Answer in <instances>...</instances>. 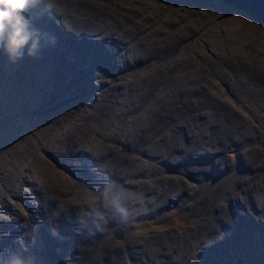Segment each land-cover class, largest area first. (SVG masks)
<instances>
[{"label": "bare ground", "instance_id": "obj_1", "mask_svg": "<svg viewBox=\"0 0 264 264\" xmlns=\"http://www.w3.org/2000/svg\"><path fill=\"white\" fill-rule=\"evenodd\" d=\"M53 2L55 0H42L37 8L29 9L27 15L33 18L35 27L42 32L47 31L52 35L57 33L64 41L63 39H68V30L60 23L64 21L67 12L62 7L53 11L47 6ZM76 19H73L76 29H84L85 24ZM109 25L110 21H107L106 26ZM115 28L123 32L119 26ZM88 35L87 39L92 38ZM122 43V39L118 38L117 44L113 46L117 60L123 57L122 53H118L124 49ZM55 46L59 47L57 43ZM65 46L69 47L68 55L77 52L74 44L68 43ZM97 47L96 44L95 49ZM51 49L52 47L46 46L45 51H41L35 59L27 56L24 58L37 65L40 57ZM130 49L133 65L136 64L134 57L141 55L146 60L147 56L151 57L153 54V45L144 46L141 40H137ZM173 53L179 55L181 49L177 47ZM58 55L61 57L60 53ZM4 56L0 50V59H4ZM199 62V59H193L190 64H176L168 75L147 73L145 66L138 63L135 66L138 67L135 70L138 72L137 79L129 80V73L125 76L117 75V79L124 80L123 86L116 89L115 93H106L105 102H94L91 110L85 114L87 120L105 123L108 114L113 112L111 123L115 124H110L106 133H97L96 139L82 131L79 134L73 133L71 138L64 139L62 148L56 154L49 153L55 163L54 170L59 171L62 180L64 174L68 176L79 171L83 173L75 176L73 181L77 185L74 188H82L78 194L84 193L82 196L86 195L85 200L90 195L97 194L108 180L142 196V204L126 205L131 209L130 216L137 215L131 219L129 216L128 221L122 223L113 219L112 215L107 216L105 212L107 222L102 228L97 230L90 227L77 236L74 226L61 214L58 221L54 217L55 225L58 222L61 238L54 237L50 227L55 229L56 226L50 224V215H56L58 207H66L67 203L59 202L57 197L53 198L49 189L53 188V183L61 184L63 181L59 182L60 178L54 181L48 178V185L42 184L37 181V175L33 174L24 179L26 188L21 189L17 196L30 217L24 216L19 209L16 211L5 198V205L0 201V210L9 215L6 219L0 218V234L6 236L0 238V249L11 248L22 255H34L38 258V264H172L182 259L186 249L189 260L190 251L199 247L198 239L193 234L192 220L189 219L193 204L203 203L206 210L205 222L213 226L216 219L227 220L238 211L236 207L228 205L232 194L234 197L238 194L245 205L248 199L250 208L245 212L246 218H242L240 223L247 227L251 220L250 213L257 208H264L261 204L252 206L249 202L256 182L264 192V164L261 165L264 163V136L260 132L264 131V101L247 99L250 90L239 81L233 83L241 93L237 96L226 88L227 83L221 78L220 70L224 71L225 67L213 63L204 65L200 70ZM149 64L153 65V62ZM185 75L189 81L177 79L176 83L171 84L176 77ZM261 85L264 86V83ZM208 92L216 103L210 101ZM95 100L98 101V98ZM225 101L232 103L235 111L230 112ZM238 112L246 113L248 118L242 119ZM156 114H168L172 117L168 120L156 119ZM193 127L197 134H192ZM253 127L257 129V136L262 137H257L254 145L247 146L246 143L251 141L252 136L247 135L244 142V132ZM212 133L219 138L226 134L234 143L222 147L225 150L220 154V145L215 146ZM254 137L256 136L253 135ZM186 141L188 146L184 145ZM139 149H144L147 153H140ZM175 149L176 152H172ZM257 151L258 159H263L262 161L255 159ZM157 155L158 159L153 161ZM249 155L253 156V161ZM60 158L64 160L60 161ZM93 164L106 165L107 172L90 173L88 166ZM65 169H68V174L64 172ZM154 179L157 180L156 187L146 191L145 181L150 186ZM78 194H73L72 199L81 202L82 198ZM59 196L62 197L63 193ZM146 207H153V210H146L150 213H145L143 210ZM251 225L258 231L254 230L250 234L244 232L242 235L239 230H231L226 236L234 239L242 236L254 247L258 246L256 239H259L263 243L261 248L264 252V221L256 218ZM41 227L43 229L39 233L43 237H49L48 243L41 242L37 236ZM150 230L154 234H167L171 239L164 236L163 245H160V240L150 234ZM66 232L73 233V239L67 237L66 240H69H62L61 233ZM176 234L183 236L182 239L178 237L175 241ZM33 241L36 243L31 246ZM68 241L73 242L68 244ZM153 246L157 248L153 250ZM135 251L141 255V261L137 259V254L134 255ZM201 252V249L196 252L197 259ZM110 254L114 258H110Z\"/></svg>", "mask_w": 264, "mask_h": 264}, {"label": "rangeland", "instance_id": "obj_2", "mask_svg": "<svg viewBox=\"0 0 264 264\" xmlns=\"http://www.w3.org/2000/svg\"><path fill=\"white\" fill-rule=\"evenodd\" d=\"M47 6L53 11L62 7L67 12L60 24L68 30V39L62 41L63 37L54 34L58 46L62 49L52 46L50 51L40 57L37 65L28 58L16 64L9 63L6 55L4 59H0V201L5 205V198L16 211L19 209L26 217L30 215L17 196L21 189L26 188L24 179L33 174L37 175V181L42 184H47L48 178L52 181L60 178L59 182H63L53 183V188L49 189L51 196L57 197L61 203L66 202V207L70 203H80L77 199H72L73 194L82 190L79 187L74 188L77 185L73 179L83 173L79 171L75 175L64 174L62 180L59 171L54 170L55 163L49 153L56 154L55 152L62 148L64 139L71 138L73 133L79 134L82 131L96 139L97 133H106L110 124H115L111 123L113 112L108 114L105 123L87 120L85 114L91 110L94 102H105L106 93H115L116 89L123 86L124 80L117 79V75L125 76L129 73V80L137 79L138 67L135 66L138 63H141L142 67L145 66L147 73L167 75L176 64H190L193 59L202 62H199L200 70L204 65L221 64L225 67L224 71L220 70L221 78L227 83L226 88L229 91L239 96L240 91L233 85L239 81L250 90L247 99L264 101V86L261 85L264 83V25L222 0H55L52 5ZM57 19L60 21L59 17ZM73 19L81 21L85 28L77 30ZM107 21H110L109 26H106ZM116 26L123 29V32H119ZM88 34L92 38L87 39ZM94 37L96 39H93ZM118 38L122 39L121 45L124 48L118 52L123 54L121 60H117L113 49ZM137 40L143 41L144 46L153 45V54L151 57L147 56L146 60L141 55L134 57L136 64L133 65L130 47ZM68 43L76 46L75 54L68 55L69 47L65 46ZM55 47L57 48L54 49ZM177 47L181 49V53L174 55L173 50ZM45 49L46 46L42 47L41 51ZM150 62H153V65H150ZM177 79L189 81L185 75L176 77L171 84L176 83ZM103 83L108 85L104 86ZM208 94L210 101L216 103L211 93ZM64 96L69 98L65 99ZM225 105L229 106L230 112L235 111L232 103L226 102ZM238 114L242 119L248 118L246 113ZM171 117L168 114L154 116L156 119L167 120ZM256 130V127H253L244 132L242 141H246L247 135L252 136L251 141L246 143L247 146L254 145L259 137ZM191 131L192 134L198 133L194 131V127ZM260 132L264 136V131ZM253 135L256 137L253 138ZM212 137L215 138V146L220 145V154L225 150H222V147L234 143L226 134L219 138L212 133ZM209 143L211 144V141ZM184 145L188 146V142ZM144 149L138 151L147 153ZM172 152H176V149ZM258 153L259 151L256 152L255 159H258ZM241 154L244 155L243 152ZM251 154L254 156V151ZM158 157H154L153 161ZM182 157L186 161L184 155ZM63 160L60 158V161ZM64 172L68 174V169ZM156 181L154 179L150 186L145 181L146 191L156 187ZM60 193H63L62 197L59 196ZM83 194H78L82 198L81 202L86 197L82 196ZM249 202L252 206H264V192L258 182L254 184ZM244 203L238 194L236 197L232 194L228 205L236 207L238 211L231 214L227 220L216 219L213 226L205 222L206 210L203 203L193 204L189 219L192 220L193 234L198 239L199 247L190 251V262L186 249L182 259L172 264H264V252L261 248L263 243L259 239H256L259 247H254L242 236L237 239L226 236L231 230H239L242 235L244 232L250 234L254 230L258 231L252 228V221L256 218L264 221V208H257L250 213L248 226L243 227L240 224L241 219L246 218L245 212L250 208L248 199L246 205ZM146 210H153V207H146L143 211ZM106 213L107 216L111 215L110 212ZM135 215H131L130 219ZM55 216L53 213L50 215L52 225H55ZM8 217V214L0 210V218ZM42 229L43 227L38 229L37 236L41 242L48 243L49 237H43L39 233ZM72 234L61 233L62 240L73 239ZM150 234H154L153 230H150ZM154 235L160 240V245H163L164 236L171 239L167 234ZM67 237L70 238L66 240ZM178 237L176 234L174 240L177 241ZM182 237H179L180 240ZM72 242L68 241V244ZM156 248L157 246H153V250ZM200 249L202 252L197 259L196 252ZM136 254L139 256L137 259L141 261V255L135 251L134 255ZM110 258H114L113 254H110Z\"/></svg>", "mask_w": 264, "mask_h": 264}, {"label": "clouds", "instance_id": "obj_3", "mask_svg": "<svg viewBox=\"0 0 264 264\" xmlns=\"http://www.w3.org/2000/svg\"><path fill=\"white\" fill-rule=\"evenodd\" d=\"M41 2L42 0H0V50L7 56L9 63L16 64L25 56L35 59L42 47H52L57 43L55 35L42 32L35 27L33 18L27 15L29 9L37 8ZM88 171L93 174L107 172V166L89 165ZM129 203L142 204L143 198L115 181L108 180L97 194L90 195L87 200L77 204L70 203L68 207H58L56 221L63 214L77 234L90 227L99 230L107 222L106 211L111 213L113 219L126 223L130 216V210L126 207ZM50 231L54 237L61 238L58 222L55 229L50 227ZM0 238L6 236L0 234ZM35 243L33 241L31 246ZM0 264H38V258L4 248L0 249Z\"/></svg>", "mask_w": 264, "mask_h": 264}, {"label": "water", "instance_id": "obj_4", "mask_svg": "<svg viewBox=\"0 0 264 264\" xmlns=\"http://www.w3.org/2000/svg\"><path fill=\"white\" fill-rule=\"evenodd\" d=\"M264 25V0H224Z\"/></svg>", "mask_w": 264, "mask_h": 264}]
</instances>
